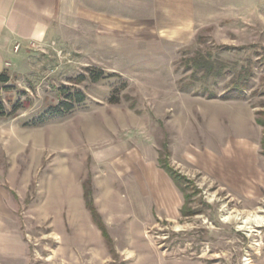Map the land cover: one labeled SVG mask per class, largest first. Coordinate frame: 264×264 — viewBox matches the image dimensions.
<instances>
[{
    "label": "rangeland",
    "instance_id": "obj_1",
    "mask_svg": "<svg viewBox=\"0 0 264 264\" xmlns=\"http://www.w3.org/2000/svg\"><path fill=\"white\" fill-rule=\"evenodd\" d=\"M55 2L0 68V264H264V0ZM63 86L83 105L30 125Z\"/></svg>",
    "mask_w": 264,
    "mask_h": 264
},
{
    "label": "trees",
    "instance_id": "obj_2",
    "mask_svg": "<svg viewBox=\"0 0 264 264\" xmlns=\"http://www.w3.org/2000/svg\"><path fill=\"white\" fill-rule=\"evenodd\" d=\"M194 64H195L194 67L196 69H200V70L203 69L205 72H207V74L209 73V75H211V73H213L214 71L215 73H217L216 75L220 74V71L218 69L212 70V65H210L209 62H205V61L203 62L201 60H197ZM109 77H113V76L104 74V72H102L101 70H86V75L79 76L77 78V82L83 83L84 81H86V79H88L92 83H97ZM9 81L10 79L7 72L6 71L0 72V117L2 118L10 115H14L15 113H17V111H19L22 108V106L19 103H17L14 107H12V109L9 110L4 105L3 99L1 98V93L11 91V88L9 86ZM119 85L121 86H119L118 88H116V90H114L115 91L113 92L114 95H112L111 98L109 99L110 104L113 105L118 104L120 101L119 100L120 93L126 89V84L124 82H121ZM58 97H59V103L55 106L49 107V109L45 113L40 115L38 118L31 120L30 125H40L55 119H62L73 113L80 106H82L85 101V96L82 91L78 89L69 88L66 86H63L58 90ZM242 97H243V93H241V91L237 89L229 90V92H227L225 96V98L228 100H233V99L238 100L241 99ZM261 148H262V152L264 153V136L261 140ZM159 165L160 168L164 171V173L173 181L177 189H179L180 191L182 189L181 185L184 182L185 178H183V176H181L180 174L176 173L167 164H163L159 162ZM87 197H89V193H85V198ZM86 207L89 210L92 218L97 223L99 217L96 210L94 209L92 201L89 200V198L86 202ZM181 214L185 215L184 212H182V209H181ZM97 226L101 230L102 234L105 235V230L103 226L98 223Z\"/></svg>",
    "mask_w": 264,
    "mask_h": 264
},
{
    "label": "crops",
    "instance_id": "obj_3",
    "mask_svg": "<svg viewBox=\"0 0 264 264\" xmlns=\"http://www.w3.org/2000/svg\"><path fill=\"white\" fill-rule=\"evenodd\" d=\"M56 0H0V68L14 44L42 42L56 11Z\"/></svg>",
    "mask_w": 264,
    "mask_h": 264
},
{
    "label": "bare ground",
    "instance_id": "obj_4",
    "mask_svg": "<svg viewBox=\"0 0 264 264\" xmlns=\"http://www.w3.org/2000/svg\"><path fill=\"white\" fill-rule=\"evenodd\" d=\"M256 224V225H263L264 224V219H262V218H255V219H250L249 221H248V224ZM249 228V227H248ZM251 228V227H250Z\"/></svg>",
    "mask_w": 264,
    "mask_h": 264
},
{
    "label": "built area",
    "instance_id": "obj_5",
    "mask_svg": "<svg viewBox=\"0 0 264 264\" xmlns=\"http://www.w3.org/2000/svg\"><path fill=\"white\" fill-rule=\"evenodd\" d=\"M18 49H19V46H18V45H16V46L14 47V52H17V51H18Z\"/></svg>",
    "mask_w": 264,
    "mask_h": 264
}]
</instances>
